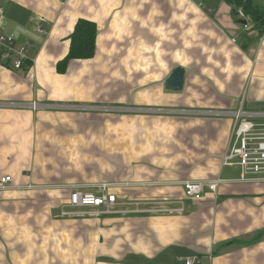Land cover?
I'll return each mask as SVG.
<instances>
[{
	"label": "crops",
	"instance_id": "obj_1",
	"mask_svg": "<svg viewBox=\"0 0 264 264\" xmlns=\"http://www.w3.org/2000/svg\"><path fill=\"white\" fill-rule=\"evenodd\" d=\"M146 1L0 0V33L33 45L27 69L0 63V178L11 177L0 188V264H58V259L61 264H184L188 257L199 264H264V182H241L238 166L222 165L232 119L206 113L264 110V32L245 17L246 26L234 33L233 19L240 17L224 0L212 13L195 0L159 1L154 11ZM253 1L264 9V0ZM160 19L166 26H161L163 40L152 31ZM79 20L95 24L94 54L73 57L59 70ZM37 26L46 33L36 32ZM152 37L163 56L146 52L145 39ZM179 50L185 63L174 60ZM134 61H148L150 67L136 68ZM177 66L184 69L183 86L166 89ZM31 101L198 112L121 117L115 126L97 114L5 105ZM115 127L123 133L116 134L117 146ZM57 130L62 135L54 138ZM86 142L109 152L104 179L117 185L112 191L119 200L181 199L182 205H171L182 211L60 220L61 205L74 187L95 189L51 172L48 148L57 144L56 156L63 158L73 143ZM216 177L224 180L217 192L205 187L200 199L183 198L185 180ZM51 224H73L75 230L68 232L75 241L41 231ZM19 225L26 229L18 230Z\"/></svg>",
	"mask_w": 264,
	"mask_h": 264
},
{
	"label": "built area",
	"instance_id": "obj_2",
	"mask_svg": "<svg viewBox=\"0 0 264 264\" xmlns=\"http://www.w3.org/2000/svg\"><path fill=\"white\" fill-rule=\"evenodd\" d=\"M1 12V8H0ZM240 18L245 19L241 10L237 12ZM45 22V21H44ZM246 26V24H244ZM36 32L45 34L46 31L40 26L36 27ZM33 47L30 41H15L11 35L0 33V63L12 69L27 67L25 62L30 60L29 50ZM30 66V64H29ZM14 108L38 110L49 108L54 110H85L97 109L98 105H86L75 108V104L53 103L40 104L36 101L6 103ZM2 105V106H5ZM168 109L167 111H172ZM179 110L175 109V112ZM196 114V110H181ZM156 112V111H155ZM174 111L168 113H175ZM164 113V112H162ZM215 115L227 116L232 119V126L227 139V147L222 156V165L240 168L239 181L241 182H264V110H244L242 107L236 110H225L206 112ZM224 180L216 177L210 180H185L183 182V198L200 199L204 188L207 187L212 192H217L218 186ZM11 182V177L5 175L0 178V188H6ZM120 185V184H119ZM95 191L86 190L82 187H74L63 203L60 213L62 216H115V215H137V214H158L176 213L182 211V206H173L177 203L182 205L181 199L173 201H136L132 199L119 200L115 192L112 191L117 185L113 183H97L93 185ZM152 204L150 208L141 205ZM197 257H188L184 264H199Z\"/></svg>",
	"mask_w": 264,
	"mask_h": 264
},
{
	"label": "rangeland",
	"instance_id": "obj_3",
	"mask_svg": "<svg viewBox=\"0 0 264 264\" xmlns=\"http://www.w3.org/2000/svg\"><path fill=\"white\" fill-rule=\"evenodd\" d=\"M159 1H163V0H151V3H149V0L146 1V5L151 7V10L154 11V6H156L157 4H160ZM197 3L201 4V9L205 10V11H209V13L213 12V8H215L216 6H220V3H224L223 0H195ZM262 2V0H260ZM258 3V2H256ZM259 5V3H258ZM260 6V5H259ZM180 10V9H179ZM156 11V10H155ZM181 12H183L181 10ZM179 13V12H178ZM186 16V15H185ZM238 17H234V21H238ZM246 19V18H245ZM163 20L160 19V23L161 25H159L158 23H153L155 24L156 27L153 28V24L150 26L148 25V27L153 28V33L154 35H157L158 40H163L166 37L165 28H161V26L166 27L163 25ZM167 23H170V19L167 20ZM180 23V20L179 22ZM248 23H251V20H248ZM247 23V24H248ZM172 24L174 25L175 22L172 20ZM237 24L238 30L235 31L234 33H240L241 30L243 29V24L242 23H235ZM169 25V24H167ZM236 35V34H234ZM155 39V37L146 40V44L149 46H145V50L146 52H150L149 54H151V56H156V55H160L165 54V50L162 49V47H160V45L158 43H156L158 40ZM169 39V38H168ZM17 41V40H16ZM140 43H143L144 40L142 38H139ZM177 42V41H176ZM160 47V48H159ZM131 50L133 51V48H131ZM152 50V51H151ZM130 51V52H132ZM180 51V50H179ZM161 52V53H160ZM132 55L134 54L133 52L131 53ZM160 56V57H162ZM185 52L184 51H180L176 57H174V60L179 61L180 63H185ZM148 59V58H147ZM146 60V59H145ZM150 61V60H149ZM164 61V60H163ZM153 62V61H152ZM167 62V61H166ZM165 61L162 62V65H169L167 64ZM173 61L171 62L172 64H174ZM170 63V62H169ZM133 64L136 66V68H139L138 66H146V68L148 69L149 66V62L146 61L144 63H138L137 61H134ZM161 65V66H162ZM144 69V67H143ZM57 103V102H56ZM59 103H69V102H59ZM70 104H75V108H80L81 106L84 107L86 105H89V103H70ZM95 105V104H92ZM98 106L100 107H96L97 109H85V110H61L63 112H71L72 114H74L75 112H81V113H86V114H97V116L99 118H107L110 120L115 121V126L118 125L119 123V119L121 117H126V118H132V116L134 115H154V114H160V112H164L161 114H165V115H170V114H175V115H187L186 113H188V111L183 112L181 110H187V109H179L177 108L179 111L175 112L174 108L172 111H174L175 113H168V112H172V111H167L168 109L165 108L164 110H162V108H154V106L151 107H143L141 106V108L133 106L131 104H118V105H113V104H98ZM143 107V108H142ZM172 109V108H170ZM258 109V108H257ZM57 111V110H55ZM156 111V112H155ZM178 113V114H177ZM77 114V113H76ZM189 115V114H188ZM191 115V114H190ZM137 117V116H136ZM228 118V117H226ZM118 128L115 127V131H114V135H120L123 134L122 131L119 130V134L118 131L116 132ZM121 132V134H120ZM99 132H97L98 134ZM95 134V133H93ZM126 134V132H125ZM62 135V132L60 130H57L55 135L53 134L52 136L54 138L59 137ZM96 135V134H95ZM117 135L114 137L115 138V146L119 145V142L117 139ZM69 144L66 145V147ZM71 148H67L64 151V154L66 155L63 158H60L57 153V144L55 146H53L52 148L49 147L48 149H50V151H52V154L50 156V158L47 160L48 163H51L50 166V171L54 172L55 174H58L60 178H76L77 182H89L91 183V186L97 184V183H105V163H106V158L108 157L109 152H107V150L103 147H101L100 145H97L96 143L93 142H86V143H82V144H77V143H73L71 146H69ZM76 147H80V148H76ZM85 147V148H83ZM71 149H74L76 151V158H72V152ZM46 162V159H45ZM63 205V204H62ZM61 205V207H62ZM144 208H150L152 207V204H147V205H141ZM61 210V208H60ZM85 216H89V215H85ZM60 220H76V219H81L80 216H62L60 213ZM59 217V218H60ZM100 217V216H97ZM65 223L61 224L64 225ZM69 226H65L64 228H59V227H55V225H50L48 228L44 227L41 231H47V232H53V233H58L56 234L57 239H62L65 238L67 236H71L70 233L68 231H73L75 229H73V224H67ZM96 228V227H95ZM25 228H22L21 225H19L18 230H25ZM29 229V226H28ZM89 230L90 228H82L81 230L86 231ZM91 229H94V227H92ZM98 229V228H97ZM38 228L37 226L35 227V231H37ZM46 237V236H45ZM51 240H55V239H51ZM42 242H47V239H43L41 240ZM49 241V240H48ZM58 241V240H56ZM68 241H75V239H72V236L70 239H68L66 242ZM20 242H24V241H20ZM50 242V241H49ZM22 244V243H19ZM58 245H66V243H59ZM52 256H55V252L52 254ZM60 256V255H59ZM20 254H19V258H20ZM38 257V256H35ZM61 257V256H60ZM62 257H70L68 255H63ZM58 264L62 263V259H58ZM55 264V263H54Z\"/></svg>",
	"mask_w": 264,
	"mask_h": 264
},
{
	"label": "trees",
	"instance_id": "obj_4",
	"mask_svg": "<svg viewBox=\"0 0 264 264\" xmlns=\"http://www.w3.org/2000/svg\"><path fill=\"white\" fill-rule=\"evenodd\" d=\"M233 8V16H237L241 10L245 17L251 18L258 28L264 32V9L254 3L253 0H224ZM261 26V27H259ZM97 30L95 24L86 20H79L71 34V47L68 55L58 64V68H65L67 61L73 57H92L95 49V36ZM24 65H28L25 62ZM27 69V67H25Z\"/></svg>",
	"mask_w": 264,
	"mask_h": 264
},
{
	"label": "water",
	"instance_id": "obj_5",
	"mask_svg": "<svg viewBox=\"0 0 264 264\" xmlns=\"http://www.w3.org/2000/svg\"><path fill=\"white\" fill-rule=\"evenodd\" d=\"M238 23L246 24V19H239ZM184 82V69L175 67L165 80V88L173 91L180 90Z\"/></svg>",
	"mask_w": 264,
	"mask_h": 264
}]
</instances>
